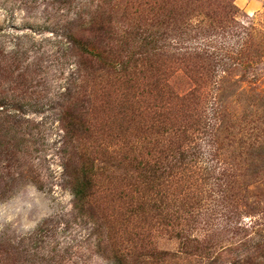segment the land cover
<instances>
[{
    "label": "rangeland",
    "instance_id": "obj_1",
    "mask_svg": "<svg viewBox=\"0 0 264 264\" xmlns=\"http://www.w3.org/2000/svg\"><path fill=\"white\" fill-rule=\"evenodd\" d=\"M205 2L0 0V264H264V148L240 161L225 140L221 165L194 134L185 147L196 148L202 167L215 166L212 175L203 184L188 173L164 177L150 189L126 159L134 151L146 157L164 132L153 128L159 117H145L152 105L142 91L154 86L147 78L159 63L142 62L139 30L157 33L172 90L194 89L191 69L201 61L182 55L196 47L191 26L225 5L213 1L212 12ZM233 2L235 20L264 38V0ZM128 54L135 75L118 83L111 66L122 69ZM240 60L224 102L237 97L242 115L248 101L238 93L250 82L264 87V51ZM130 78L133 89L122 84ZM80 109L82 125L71 135L64 112ZM230 164L239 168L227 173L231 197L222 201L208 180ZM82 176L90 186L78 202ZM162 200L168 225L148 208Z\"/></svg>",
    "mask_w": 264,
    "mask_h": 264
},
{
    "label": "trees",
    "instance_id": "obj_2",
    "mask_svg": "<svg viewBox=\"0 0 264 264\" xmlns=\"http://www.w3.org/2000/svg\"><path fill=\"white\" fill-rule=\"evenodd\" d=\"M213 1L219 2L215 7L217 9H219L220 2L225 3L220 7L222 14L219 10L212 11L215 5ZM147 6L149 8L146 11L151 12L152 6L155 5L149 3ZM205 6L210 7L214 15L207 14L208 20H197V23L191 26L190 30L193 34L189 35L192 40H195L196 47L189 48L182 54L187 56H183L186 60L191 57L192 61H201L198 69H191L197 73L195 74L197 82L195 83L196 87L189 91L172 90L168 83V77L173 74H169L168 69L164 68L162 56L164 51H161L158 45L157 33L152 30L147 31L146 28L139 30L142 37V62L144 61L148 65L156 60L155 63H159L158 68L154 71L150 70L152 73L147 78L149 81H154V86L150 82L146 86L144 84L145 89L142 91L143 103L152 105L149 108V114L145 111V117L151 118L150 114L159 117L155 119L158 125L154 124L153 128L160 126L164 132L160 135L159 142H155L157 145L153 146L150 153H146V157L141 152L138 153V155L141 154L139 157L134 151L126 159L127 162L129 161V165L136 169L138 181H141L142 185H146L149 189L154 185L159 186L156 182L164 177L172 180L177 178V181L182 180L184 173H188L190 179H193V184L198 182L203 184L201 181L206 180L204 176L212 175L215 166L202 167L197 162L196 148L191 145L185 147L184 142L191 139L195 141L194 134L206 138L207 144L210 146L211 160H216L221 165L223 159L220 162L222 157L220 151L224 148L225 140L228 141L226 144L228 147L238 148V158L240 157L238 160L241 159L242 154L250 155L253 149L264 148V87L261 88L255 82H250L254 85L253 87L242 89L238 93V96H244L248 101L243 108L242 115H240V103L237 97L227 98L224 102L225 87L230 82H228V74L231 68L237 66V61H241L240 57L245 58L248 55L257 57L263 52L264 38L258 39L252 27L240 24L235 20L234 10L236 8L233 0H206ZM198 35L202 38H198ZM211 49L212 51H210ZM125 61L120 64L122 69L117 70L116 64L111 66L112 70L110 71L120 77L118 83L135 75L132 71L127 72L134 68L129 54L126 55ZM148 66L154 67L153 65ZM162 67L164 71H162ZM129 83H133L129 86L130 89L135 88L136 81L132 78L129 81H123L122 84ZM75 106L76 104L74 108ZM157 108L165 109L164 113L157 114L155 111ZM81 111L80 109L77 116H73L69 110L64 112L63 120L71 135L76 133L75 127L78 131L82 125ZM243 123L244 127H242ZM234 127H237L238 130L236 131ZM234 166L239 168L238 164H230L231 170L224 168L219 173L220 177L208 180L217 181L215 184L217 191H212V193H220L222 201H227L231 197V195L229 196L227 173L232 171ZM240 166L241 170L243 166L242 164ZM89 186L90 181L84 176L76 180L74 187L76 201H83ZM148 208L152 212L160 213L162 225H168L173 218L169 206L164 200L159 203L158 207L152 203ZM144 213L150 214V211H144Z\"/></svg>",
    "mask_w": 264,
    "mask_h": 264
}]
</instances>
